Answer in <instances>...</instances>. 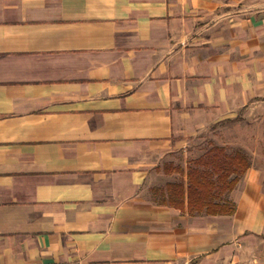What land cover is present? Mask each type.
<instances>
[{
  "label": "crops",
  "instance_id": "1",
  "mask_svg": "<svg viewBox=\"0 0 264 264\" xmlns=\"http://www.w3.org/2000/svg\"><path fill=\"white\" fill-rule=\"evenodd\" d=\"M260 105L264 0H0V264L237 263L264 238L262 170L232 213L149 186Z\"/></svg>",
  "mask_w": 264,
  "mask_h": 264
},
{
  "label": "rangeland",
  "instance_id": "2",
  "mask_svg": "<svg viewBox=\"0 0 264 264\" xmlns=\"http://www.w3.org/2000/svg\"><path fill=\"white\" fill-rule=\"evenodd\" d=\"M211 148L223 149L220 158L224 155L242 157L247 163L245 171L255 166L264 172V106L260 105L255 108V118L228 119L180 140L174 151L166 158L162 168L159 167V171H162L165 176L160 178V176L153 175L155 184L149 186L153 199L161 204L180 209H183L186 204L189 213H206L205 210L191 211L189 209L188 173L196 168L199 174L206 171L208 178L218 182L217 173L212 169L210 161L212 155L209 150ZM244 172L238 175V180ZM235 175L237 173H232L230 178ZM177 184L181 186L179 193L174 190V185ZM230 192L226 190L220 192L217 188L213 201L230 203ZM235 264H264V238L260 237L252 247L246 249L244 256Z\"/></svg>",
  "mask_w": 264,
  "mask_h": 264
},
{
  "label": "trees",
  "instance_id": "3",
  "mask_svg": "<svg viewBox=\"0 0 264 264\" xmlns=\"http://www.w3.org/2000/svg\"><path fill=\"white\" fill-rule=\"evenodd\" d=\"M212 169L217 173L218 182L208 178V172L203 171L199 174L198 169H192L188 173V206L191 211L205 210L208 214L232 213L234 207L231 203L214 202L216 189L218 191H231L238 182V175L242 174L247 168V163L242 157L237 155L229 156L223 154V149L211 148L209 150ZM207 163V162H206ZM208 164V163H207ZM232 173H237L230 178ZM219 183V184H218ZM219 186V187H217ZM174 190L179 193L181 186L174 185Z\"/></svg>",
  "mask_w": 264,
  "mask_h": 264
}]
</instances>
